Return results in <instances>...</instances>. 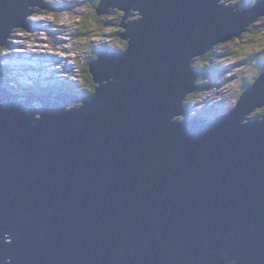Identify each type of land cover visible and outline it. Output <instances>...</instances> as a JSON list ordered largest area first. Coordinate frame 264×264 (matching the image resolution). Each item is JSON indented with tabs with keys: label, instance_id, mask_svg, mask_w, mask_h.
Instances as JSON below:
<instances>
[{
	"label": "water",
	"instance_id": "1",
	"mask_svg": "<svg viewBox=\"0 0 264 264\" xmlns=\"http://www.w3.org/2000/svg\"><path fill=\"white\" fill-rule=\"evenodd\" d=\"M46 8L0 0V50ZM113 10L140 16L89 64L91 97L0 89V264H264V71L221 118L177 121L192 61L264 22V0L95 13Z\"/></svg>",
	"mask_w": 264,
	"mask_h": 264
},
{
	"label": "rangeland",
	"instance_id": "2",
	"mask_svg": "<svg viewBox=\"0 0 264 264\" xmlns=\"http://www.w3.org/2000/svg\"><path fill=\"white\" fill-rule=\"evenodd\" d=\"M48 1L59 11L70 8V13L66 15H58L51 13L49 10L51 13L50 15H38L32 19L35 22H42L41 26L35 22L33 23L32 30L33 33L37 30L36 33L32 36H30L28 33H19V37H23L22 42L19 41L17 37H15V39L12 41L19 43L17 48L21 47L22 49L20 50H25L28 48L24 44L28 41L30 46H34L33 48H36L33 51H35L40 57V62H43L47 65L50 63L44 61L45 56L47 55H45V51L42 50L43 46L47 45L48 43H52L54 47L59 48L60 52L62 49H64L66 51V53H64V57H67L71 60V66L74 68V74L78 78L79 70L81 71L84 67H88L89 64L97 59V56L93 55L91 51L100 50L102 45L120 50L124 49L123 47L126 42L121 38V35L124 33V31H121L122 28H120L119 25L122 23L135 21L140 16L139 13H132L129 16L130 12L126 14L125 12L120 11H117L118 14L116 15L112 14L111 11V16L103 15L98 17L97 14H94L95 9H93V5L91 8L88 6L90 0H56L58 5L54 4V0ZM240 3H246V0H234V6H238ZM224 4L227 6L230 5L226 3ZM248 6L251 7L253 5ZM105 16L112 20V24L108 26H111L113 29L106 28L104 23H102V21H105L106 19ZM125 16L127 19L123 20L124 22H122L121 19ZM256 23V28L245 32L244 37L216 47L214 49V53L208 56L207 61L203 59L192 61L191 64L195 70H199L201 67V69L206 68L209 70V72L203 79L199 78L198 72L199 80H197V84H202L204 88L199 90V93L196 92L199 88L194 91L195 95L198 96H196V99L193 103L196 101L201 103L193 104L190 107L193 113H189L187 117L185 115L178 116V122H185L188 121L190 117H196L194 114L196 112L198 113L199 111L198 117L202 118L203 121H213L216 118L226 114L235 106L238 97L242 94L243 88L252 85L258 75L264 70V22H261L260 24L259 22ZM91 25L92 27L95 25V27L89 33L90 35L88 34L89 36H78V33L83 30V27L87 28V26ZM45 26H48V28H42ZM14 34L17 35V33ZM88 38H90V41H85ZM44 41L46 42L42 43ZM20 50H17L16 53H20ZM41 53L43 54L40 55ZM11 56L12 52L10 49L8 51L0 50V86L7 85L6 75L10 78H17V74L22 75L23 78H28L31 75V78L35 79L36 81L38 80V82H43V84L47 83V80L49 83L54 82L55 78L57 81H70L65 73L59 71L56 73L58 65L55 66V71H52L51 75L47 73V70L39 69L37 67L32 69L31 73H29L23 69V67H25L24 64L17 63L16 60L13 61ZM93 57L95 58L93 59ZM16 58L18 59V55ZM54 60L58 64L60 58L56 55ZM50 61L53 60L51 59ZM11 64H13L12 67L14 66L16 70L9 67ZM40 70H42V74ZM85 76L86 75L83 74L82 77L79 78L80 84L82 85V89L91 91L89 84L86 82L87 77ZM31 78L24 80L32 81ZM71 82L76 83V81ZM49 83L47 84V88L50 89ZM14 84L15 83L12 82V86ZM48 91L49 90L46 92ZM52 92L55 94L66 93L65 87L53 88ZM76 96L89 97L85 95ZM257 111L259 112L261 110H256L254 113ZM248 120L253 119L249 117Z\"/></svg>",
	"mask_w": 264,
	"mask_h": 264
},
{
	"label": "clouds",
	"instance_id": "3",
	"mask_svg": "<svg viewBox=\"0 0 264 264\" xmlns=\"http://www.w3.org/2000/svg\"><path fill=\"white\" fill-rule=\"evenodd\" d=\"M56 0H54L55 2ZM99 1V0H98ZM46 3H47V8L45 9V11H35L34 12V16H30L29 17V21H30V24H31V27L33 29V23L35 21H33L32 19L34 17H37L38 15H50L51 13H55V14H58V15H66L68 13H70V8H67V9H64L63 11H59L53 4H51L48 0H46ZM98 3V2H97ZM231 6V5H229ZM252 7V6H251ZM94 8V7H93ZM248 8H250V6H248ZM49 10L51 11V13L49 12ZM39 12V13H38ZM96 14V13H95ZM107 16H105L106 18ZM139 19V17H138ZM36 24H39L41 26V23L42 22H35ZM50 24V22H49ZM107 25V26H106ZM109 24L108 23H105V27L106 28H112L111 26H108ZM48 28V26H47ZM37 31V30H36ZM36 31L34 33H28L30 36L34 35L36 33ZM248 31V30H247ZM246 31V32H247ZM54 35V34H53ZM15 37L18 38L19 41L22 42L23 40V37H19V33L14 34L12 33L11 37L8 39L7 41V44L6 46L4 47V49L2 51H8L9 49L11 50L12 52V60H16L17 63H21V64H24L25 66V70L29 73H31V70L32 69H35V67L39 68V69H45L47 70V73H49L51 75V72L53 71V65H47V64H44L43 62H40V57L37 55V53L33 50H35L36 48H33L34 46H30V44H28V41L25 44V46H27L28 48L25 49V50H20L22 49L21 47L20 48H17V45H19V43L17 42H13L12 40L15 39ZM29 38V37H27ZM26 38V39H27ZM90 38L87 39V42L90 41L89 40ZM43 43V42H42ZM226 44V43H225ZM126 46V44H125ZM124 46V47H125ZM15 47V48H13ZM103 47H106V46H101V49L99 51V53L97 54V57L100 53H102L104 51V48ZM108 47V46H107ZM123 47V48H124ZM45 51V62H49L51 63L52 61H50L51 59L53 60L54 56L55 55H51V52L54 50V46L52 43H49L47 46H43L42 47ZM126 48V47H125ZM103 49V50H102ZM17 50H20V53L16 51ZM105 50H109V49H105ZM115 50H118V49H115ZM122 50V49H121ZM124 51V50H122ZM215 51V50H214ZM92 52V51H91ZM115 52V51H114ZM118 52V51H117ZM120 52V51H119ZM43 53H41L40 55H42ZM18 55V59L16 58V56ZM96 57V58H97ZM60 67L57 66V71L56 73L59 71ZM79 70V69H78ZM195 70V69H194ZM264 71V70H263ZM262 71V72H263ZM44 72V70H43ZM196 72V71H195ZM261 72V73H262ZM89 73V72H88ZM260 73V74H261ZM259 74V75H260ZM11 75V74H9ZM56 75V74H55ZM258 75V77H259ZM14 77V76H13ZM17 78H10L9 76L6 75V79H7V85H4V86H0V89H4L6 90L9 94L11 95H43V94H52V96H70L72 93V90L74 87L77 88V90L79 91L78 95H81V91H82V85L80 84V81H79V85L76 84V83H73L71 81H57L56 78L54 80V82H48V80L46 81L47 83L43 84V82L41 83L40 81L38 82V80L36 81L35 79L31 78L32 76L30 75V77L28 78H31L32 81H25L24 79H28V78H23L22 75L20 74H17L16 75ZM82 77V72L79 70V78ZM257 77V78H258ZM49 78V77H48ZM256 78V79H257ZM41 79H44V78H41ZM46 79V78H45ZM255 79V80H256ZM34 80V81H33ZM11 82V83H10ZM12 82H14L15 84L13 86H11ZM25 82V83H23ZM255 82V81H254ZM253 82V83H254ZM50 84V89L48 92H46L48 89H47V84ZM252 83V85H253ZM251 86V85H250ZM249 86V87H250ZM57 87H65V92L66 93H59V94H55L54 92H52V89L53 88H57ZM34 88V89H33ZM96 88V87H95ZM46 92V93H44ZM26 93V94H24ZM74 96H76L75 94H72ZM91 97V96H90ZM239 98V97H238ZM186 98H184L183 102L185 101ZM197 103H201V102H195L194 104H197ZM264 113V112H263ZM263 115V114H262Z\"/></svg>",
	"mask_w": 264,
	"mask_h": 264
},
{
	"label": "trees",
	"instance_id": "4",
	"mask_svg": "<svg viewBox=\"0 0 264 264\" xmlns=\"http://www.w3.org/2000/svg\"><path fill=\"white\" fill-rule=\"evenodd\" d=\"M97 2H98V0H93V9H95V6H96V4H97ZM54 4L55 5H58V3H57V1H55L54 2ZM48 9V8H47ZM39 13V12H38ZM94 14H95V10H94ZM111 21L112 20H110V18L109 17H106V19H105V23H108L109 25H111L112 23H111ZM98 23V22H97ZM261 22H259V24H260ZM255 26H257V23H255V24H253L250 28H249V30H251V28L252 27H255ZM94 29V27H92V25L91 26H87V28H84L83 27V30H79L78 32V36H86L87 35V33H90L92 30ZM248 30V31H249ZM85 41H87V40H85ZM126 47V46H125ZM125 47H124V49H125ZM104 48V50L105 49H109V50H112V51H115V52H122V50H124V49H122V50H120V49H118V50H115V48H111V47H103ZM103 50V49H102ZM214 52V51H213ZM209 55H211V53L210 54H206L204 57H199V59H203V60H206L207 61V58H208V56ZM95 57H93V59H94ZM193 67V66H192ZM206 67V66H205ZM193 69H195L194 67H193ZM198 70V69H197ZM197 70H195L196 72H199V78H204L206 75H207V73L209 72V70H207L206 68H202L201 69V67L199 68V70L197 71ZM81 72H82V75L84 74V75H86L85 77H87V79H86V82L89 84V87L91 88L90 90L91 91H88V90H84V89H82V91H81V95H85V96H92L93 95V93H94V91H95V87H96V85L92 82V78H91V76H90V74L88 73V67H84L83 68V70H81ZM199 78H198V80H199ZM78 80L80 81V79L78 78ZM78 85H79V83H78ZM12 86V85H11ZM196 86L199 88L196 92L197 93H199V90H202L203 88H204V86L202 85V84H197V81H196ZM210 86V85H209ZM82 88V87H81ZM248 87H244L243 88V91L244 90H246ZM34 89V88H33ZM48 90H49V88H47ZM242 91V92H243ZM71 93H75V95H78V93H79V91L77 90V88L76 87H74L73 88V90H72V92ZM196 96H198V95H195V93H193V94H191L190 96H188L186 99H185V101L183 102V106H184V108H185V116L187 117L188 116V114L189 113H191L192 112V110L190 109V107L194 104L193 102L195 101V99H196ZM238 100V99H237ZM80 110V109H79ZM200 112V111H199ZM199 112L197 113H195L194 114V116H196L197 118H198V114H199ZM263 112H264V109L263 110H261V111H257L256 113H254V114H252L251 115V118L253 119V120H255V119H259V118H261L262 117V114H263Z\"/></svg>",
	"mask_w": 264,
	"mask_h": 264
},
{
	"label": "built area",
	"instance_id": "5",
	"mask_svg": "<svg viewBox=\"0 0 264 264\" xmlns=\"http://www.w3.org/2000/svg\"><path fill=\"white\" fill-rule=\"evenodd\" d=\"M42 28L47 29V26L42 27ZM45 42L46 41H44L43 43H45ZM64 53H66V51L64 49H62V51L60 52L59 48L55 47L54 50L51 52V55H55L53 58V62L55 61L54 59L56 58V55H57L60 58V60L58 61V66L60 67L59 72L65 73V75L67 77L68 76L70 77L69 78L70 81H76V83L78 84V77L74 74V68H72V66H71V60L67 57H64V55H65Z\"/></svg>",
	"mask_w": 264,
	"mask_h": 264
},
{
	"label": "bare ground",
	"instance_id": "6",
	"mask_svg": "<svg viewBox=\"0 0 264 264\" xmlns=\"http://www.w3.org/2000/svg\"><path fill=\"white\" fill-rule=\"evenodd\" d=\"M112 29H113V28H112ZM112 31H113V30H112ZM44 32H45V31H44ZM21 46H22V45H21ZM19 48H20V47H19ZM26 48H27V47H26ZM16 57H17V56H16ZM48 63H49V62H48ZM12 65H13V64H11L10 66L8 65V66L11 67L12 69H15V70H16V68H15L14 66L12 67ZM49 65H54V66H53V71H55V66L58 65V64H57L56 61H54V62L52 61V63H50ZM17 68H18V67H17ZM23 69H25V67H23ZM40 71H41V74H42V70H40ZM68 78H70V77L68 76ZM197 78H198V72H197V75H196L195 80H194V87H195L196 89H198V87L196 86V81L198 80ZM225 78H226V77H225ZM10 83H11V82H10ZM23 83H25V82H23ZM11 85H12V84H11ZM248 88H249V87H248ZM248 88H247V89H248ZM196 89H195V90H196ZM247 89H246V90H247ZM246 90H244V91L242 92V94H243ZM38 95H40V94H38ZM71 95H72V94H71ZM43 96H48V95H47V94H43ZM237 102H238V100H237ZM237 102H236V104H237ZM236 104H235V105H236ZM181 107H182L183 110L178 114V116H184V115H185V110H184V108H183V102L181 103ZM193 109H194V108H193ZM196 109H197V108H196ZM231 110H232V109H231ZM228 112H229V111H228ZM228 112H227V113H228ZM192 113H193V112H192ZM227 113H226V114H227ZM206 114H207V113H206ZM224 115H225V114H224ZM224 115H222V116H224ZM222 116H220V117H218V118H216V119H219V118H221ZM188 118H189V117H188ZM216 119H215V120H216ZM259 119H260V118H259ZM259 119H255V120H259ZM206 120H207V119H206ZM204 121H205V120H204ZM213 121H214V120H213ZM185 122H203V120H202V118H199V117H198V118H197V117H190L189 120H188V121H185Z\"/></svg>",
	"mask_w": 264,
	"mask_h": 264
},
{
	"label": "flooded vegetation",
	"instance_id": "7",
	"mask_svg": "<svg viewBox=\"0 0 264 264\" xmlns=\"http://www.w3.org/2000/svg\"><path fill=\"white\" fill-rule=\"evenodd\" d=\"M253 3H254V2H253ZM92 5H93V0H90V2L88 3V6L91 8ZM112 14H116V15H117L118 13H117V11L113 10V11H112ZM131 14H132V13H130V15H131ZM102 23H104V25H105V21H104V20L102 21ZM93 26L95 27V25H93ZM88 34H89V33H87V35H88ZM87 35H86V37H87ZM89 35H90V34H89ZM89 35H88V36H89ZM84 37H85V36H84ZM124 46H125V45H124ZM217 47H218V46H217ZM215 48H216V47H215ZM215 48H214V49H215ZM214 49H213V50H214ZM99 51H100V50H98V51H92V54L97 56V54L99 53Z\"/></svg>",
	"mask_w": 264,
	"mask_h": 264
}]
</instances>
